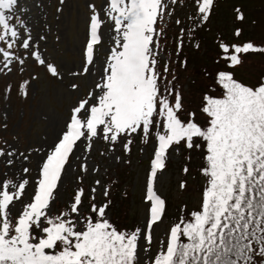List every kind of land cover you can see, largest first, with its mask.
I'll list each match as a JSON object with an SVG mask.
<instances>
[{
    "label": "snow or ice",
    "instance_id": "snow-or-ice-1",
    "mask_svg": "<svg viewBox=\"0 0 264 264\" xmlns=\"http://www.w3.org/2000/svg\"><path fill=\"white\" fill-rule=\"evenodd\" d=\"M18 4L19 0H0L4 102L13 93L29 100L41 73L60 84L65 80L63 63L49 55L48 36L33 34L29 22L17 13ZM215 4L216 0H102L97 7L86 0L83 63L79 71L68 70L67 77L87 80L89 90L82 95L79 83L67 85L76 101L50 144L20 151L0 138L7 145L0 147V264H142V256L143 264H255L254 256L264 258V82L247 86L233 71L241 65L242 54L264 48L220 41L216 64L223 63L214 82L222 91L203 95L198 109L203 118L185 109L183 94L173 84L171 61H161L165 29L159 25L174 15V6L191 5L194 12L186 17L187 27L175 19L181 26L179 56L185 37L196 39ZM235 11L242 21L240 9ZM106 24L112 46L93 82ZM240 34L237 28L235 35ZM7 129L6 119L0 121V130ZM137 139L152 145L143 197L148 207L144 225L128 229L111 219V188L104 187L98 203L101 181L87 187L84 180L99 172L98 166L90 172L88 163L98 142L107 146L101 155L119 149L127 156ZM182 150H187L189 162L192 152L202 154L199 172L205 186L200 207L174 222L152 254L154 226L166 211L157 190L159 176L173 154L179 156ZM74 171L80 173L74 190L62 200L65 181ZM182 171L189 173L187 163ZM186 187L182 180L180 188ZM181 211L185 213L186 206Z\"/></svg>",
    "mask_w": 264,
    "mask_h": 264
},
{
    "label": "rangeland",
    "instance_id": "rangeland-1",
    "mask_svg": "<svg viewBox=\"0 0 264 264\" xmlns=\"http://www.w3.org/2000/svg\"><path fill=\"white\" fill-rule=\"evenodd\" d=\"M92 2L99 7L102 0H92ZM240 6L245 17L242 21L238 20V23H236L237 13L235 10L239 9ZM174 7L173 17L170 19L166 17V22L159 25V27L165 29L166 33H169L171 29L178 31L181 26L186 27V25H189L190 22L186 17L189 14H194L191 5ZM57 8H61V12L58 13ZM20 9L25 11L21 12ZM251 10H253L252 15ZM88 11L86 0H65L63 5L59 3V0H19L17 13L29 22L34 35L46 34L48 36L49 55L57 62L63 63L65 73L64 84L50 80L41 73V78L36 84L35 95L27 101L18 99L15 93L7 102L0 99V121L6 119L8 124L6 131L0 130V138L17 147L20 151H24L29 146H39L45 142L50 144L60 131V126L68 117L70 107L76 101L75 94L71 92L67 85L72 82L79 83L82 95L89 90L90 85L87 80L72 81L67 77L68 70L79 71L83 63L82 49L86 39ZM214 11L217 12L214 18L212 15L207 25L197 33V40L200 36L203 41L200 47L197 49L194 47L195 41L188 39L187 46L185 45L183 48L186 55L188 54L186 48H192L190 50L191 55L189 57L187 55L191 65L205 64L207 63L205 58L211 55L214 60L212 63L206 64L205 67L217 69L221 66L216 64V57H214L215 53L219 52L214 41L216 37L219 42L223 40L226 43H239L249 37L255 47H264V5L255 7L249 0H216ZM176 18L183 20L184 24L177 26L175 24ZM109 28L110 26L107 24L103 28V47L98 50V59L94 69L95 74L92 77L93 82L98 80L104 60L112 46ZM237 28L241 29L242 34L239 36L232 35L235 34ZM56 36L60 37L59 41L56 40ZM251 53L256 54H242L241 65L233 70L234 78L248 86H256L258 85L256 83L262 82L264 76V52ZM162 59L166 61L169 57H165L161 53V61ZM179 83L184 85V88L196 85V81L192 82L189 77H182ZM2 87L3 81L0 80V88ZM5 112L7 113L6 117ZM14 137L17 139H14ZM0 147H7V145L0 142ZM141 148L139 147L136 152L132 151L131 156H125L119 149L115 154L101 155L102 152H106L107 146L102 142H98L89 155L88 163L90 172L91 168L96 166L99 167V172L90 174L84 180L87 187L94 186L97 179L101 181V187L97 192V202L99 203L103 200L104 187L110 185L111 180L109 178L111 176L119 178V183H122V186L119 191L114 188L110 193V198L115 203L117 198H120V195L122 196L123 203L121 204L120 199L118 203L123 205L120 209L126 210V216L121 217L119 215L118 220L112 219V221L115 223L118 221L120 225L122 223L121 226L128 229L144 225L148 207L143 197L152 145L144 146L143 152L140 151ZM115 155L121 156V160L117 161ZM179 160V156L174 153L173 158L168 162L166 171L159 176L158 194L162 198L165 196L168 206L162 222L154 226L152 254L156 252L159 241L161 239L166 240L170 221L176 222L177 218L172 220L169 215L179 213V210L185 208V206L186 210L190 211L193 206L200 203L197 184L202 186L205 180L201 175L194 178L190 174L188 177L186 175L181 176L177 170ZM76 164H79V162H76ZM2 170L3 165L0 164V171ZM76 175H80V173L74 171L65 181L62 200H67L73 192ZM182 180L187 182V187L184 190L180 188ZM109 214L111 215L110 210ZM141 262L143 264V256Z\"/></svg>",
    "mask_w": 264,
    "mask_h": 264
},
{
    "label": "trees",
    "instance_id": "trees-1",
    "mask_svg": "<svg viewBox=\"0 0 264 264\" xmlns=\"http://www.w3.org/2000/svg\"><path fill=\"white\" fill-rule=\"evenodd\" d=\"M251 2L255 5V7L260 6V4L262 3V0H251ZM216 6V4H215ZM217 14L216 11H213V18L214 16ZM236 23H238V20H236ZM199 32V31H198ZM179 31H175L173 29H171V31L169 33L165 32V36L162 38V47L164 48L163 53H165L167 56H169V59L166 61H171V68L173 70V74L176 76V80L173 81V84L176 86L177 89H179L182 94H183V98H184V105H185V109L187 111H197V115L201 118H203V114L200 113L198 111V109L202 106V102H203V95L207 92L209 94H213V95H219L221 93V89L215 84V72H216V68L214 67H205L206 64H210L213 62V57L210 55L208 58H205V61L207 63L205 64H200V65H191V63L189 62L188 57L191 55L190 50L192 49H186V51L188 52V57L187 55L183 52L180 53L179 56L176 55V43H177V37H178ZM242 34V33H241ZM235 35V34H232ZM199 44H202V40L199 36ZM214 41L216 42V46L217 49L218 48V44L220 43L218 38L216 37L214 39ZM245 42H252V39H250L249 37H247V40H243L240 43L237 44H243ZM254 44V43H253ZM255 46V45H254ZM258 48H264V47H258ZM196 49V48H195ZM174 51V53H173ZM219 53V52H218ZM218 53H215V60L217 59ZM250 54H256V53H250ZM175 55V56H173ZM184 60H186V65L185 66H181V62H183ZM164 62V60H162V63ZM223 62H221L222 65ZM216 69V70H215ZM182 77H189L192 82L196 81V85L193 87H185L184 85H181L179 82L181 81ZM168 80L172 79V76L169 75L167 77ZM262 82H264V76L262 77ZM242 83V82H241ZM260 81L256 84H259ZM244 84V83H243ZM246 85V84H245ZM248 86V85H247ZM250 86V85H249ZM188 155L187 150H184V152L179 156V161L177 162V170L180 173V175H186V177L189 176V174L191 176L194 177H198V175H200L199 169L202 165V154L199 151H194L191 153L192 159L191 161H187L185 159V157ZM187 163L188 167L190 169L188 174H185L182 171L183 165ZM203 177V176H202ZM204 178V177H203ZM116 180V179H115ZM205 180V179H204ZM118 180H116L117 182ZM116 182H112V184H114L115 189H117V185L119 183ZM205 186V183L201 186L199 184H197V191L200 193L199 195V201L201 203V196H202V190ZM119 191V189H118ZM118 197V194H117ZM122 199V196L120 195V198H117V201L115 203L112 202L111 206H110V212H111V219H114L116 221V219H119V215L121 217H125V209L121 210L120 208L123 207V205H119L118 200ZM121 204L123 203L122 200L120 201ZM167 203V200H166ZM200 203L197 206H193L192 209L190 211H187L185 213H182L181 210H179V213H173L172 215H169L170 219H176V221L179 220V218L182 215H186L187 213H190L192 210L198 209L200 207ZM168 203L166 204V209H167ZM119 209V210H118ZM183 209V208H182ZM118 210V211H117ZM118 214V215H117ZM115 215V216H114ZM168 218V219H169ZM120 221V220H119ZM170 226L174 223V221H170ZM117 225H120L117 221L116 223ZM122 225V223H121ZM169 226V228H170ZM254 261L255 264H261V261L264 260V258L259 257V256H254Z\"/></svg>",
    "mask_w": 264,
    "mask_h": 264
}]
</instances>
